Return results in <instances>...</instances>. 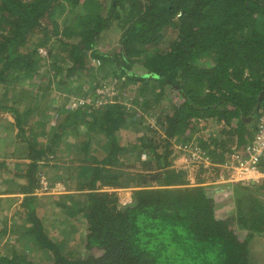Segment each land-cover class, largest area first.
I'll list each match as a JSON object with an SVG mask.
<instances>
[{
    "label": "trees",
    "instance_id": "obj_1",
    "mask_svg": "<svg viewBox=\"0 0 264 264\" xmlns=\"http://www.w3.org/2000/svg\"><path fill=\"white\" fill-rule=\"evenodd\" d=\"M99 87L116 93L98 101ZM262 115L264 0H0V121L8 155L30 160L15 178L0 160V193L22 195L0 197V243L12 239L0 264H39L21 237L47 264H251L264 233L261 206L241 192L251 184L230 186L235 215L221 217L208 185L171 162L198 124L219 128L199 144L210 153L251 140ZM56 159L60 174L45 173L68 187L75 175L78 192L35 194L40 162ZM123 187L134 190L121 204ZM49 212L82 226L78 244L48 235Z\"/></svg>",
    "mask_w": 264,
    "mask_h": 264
},
{
    "label": "rangeland",
    "instance_id": "obj_2",
    "mask_svg": "<svg viewBox=\"0 0 264 264\" xmlns=\"http://www.w3.org/2000/svg\"><path fill=\"white\" fill-rule=\"evenodd\" d=\"M44 23V22H43ZM102 48L104 45H100ZM42 53L44 54L45 52L42 51ZM205 64V62H204ZM110 88V89H109ZM108 88V91H104V88H100L96 91L100 92L102 94V99L98 98V101H103V99H107L110 96H113L116 92L113 91L111 89V87ZM105 92V93H104ZM127 93V92H126ZM130 93V92H128ZM65 94V93H63ZM124 95L125 93H121V95ZM127 95V94H126ZM56 96V95H55ZM63 95H61L62 97ZM131 95H128V97H130ZM61 97H54L55 99H53V104L55 106H57L59 103H64L63 100L61 101ZM117 99H120L121 96L118 95V97H116ZM83 100H85L84 98H80L78 102H82ZM126 100H124L125 102ZM23 103V102H21ZM101 103V102H99ZM76 104V101L73 103V105ZM22 104H20L21 106ZM73 105L71 107H73ZM66 106V105H65ZM3 115V119L4 118H10V115L8 114V111H6L5 113H1ZM12 117V116H11ZM50 122L51 124L55 123L56 117H51L50 118ZM204 126V125H203ZM200 124V127L197 126L196 132L193 133V137L196 135L195 139L192 138L191 141H189L188 143L186 142L184 145H182L181 143H176L174 144V148L177 152V155H175L174 159L172 160V164H176V162H178V164L180 166H184V165H188L187 170H188V178H192V159L195 157H192V141L195 143L194 146H201L199 145L200 143H204V140L207 139L208 137L211 136H216L215 134L218 133L219 128L218 127H214L213 124H206V126L203 127ZM27 132L26 135L30 137V133L28 132L29 127L27 126H23ZM122 134H124L127 138V141H130L134 138L135 134L132 132H123ZM11 132L9 130L6 129L4 122L0 121V160H2L4 158L5 162L7 163V165L9 167H12V172L10 174V177L8 178H15V176H13L15 173L19 174L17 171V168L19 170H23L22 167L26 168L28 166V163L30 162L29 159H20L16 156H12V155H8L13 151V145L10 144V140H11ZM218 139H221L220 135H217ZM124 143V142H123ZM182 145V146H181ZM202 147V146H201ZM210 147V146H209ZM199 151V149H198ZM193 155H196V153L194 152ZM50 156V155H49ZM52 156V155H51ZM46 162L42 160V163ZM60 163L61 164V160H54V161H49L48 165H42V163L40 162L41 166H40V170L38 171V176L40 177V183H41V187L37 188L34 190L35 194H42L43 196H48V195H62V194H66V193H76L78 191H76V187H75V175H71L70 179H69V184L70 186H65L64 184H62L61 181H56V178L59 177H54L53 175H51V173L49 172L48 174L45 173V170L48 168L49 171L51 172H58L60 174V168L55 170L56 167L53 166V164L56 163ZM177 164V165H178ZM190 164V166H189ZM178 165V166H179ZM46 166V167H45ZM184 168V167H182ZM1 170H0V191L6 189L7 184L3 183L4 178L1 176ZM63 176V174H61ZM51 176L53 179L49 180L48 177ZM20 180V179H19ZM16 181H18V179L16 178ZM189 182L192 184V179L189 180ZM3 183V184H2ZM26 182H24L23 184H25ZM54 183V184H53ZM222 190H218L215 192L216 194H221L223 193L224 189H226V187H222ZM119 194V202L121 204H124L128 201L129 197H128V191H120ZM1 194V193H0ZM3 194V193H2ZM10 196L12 197V194H5L4 195H0V197H7ZM19 204V202L14 203L15 206H17ZM13 205V206H14ZM216 206V203H215ZM47 207H49V205H47ZM220 205L217 207L219 208ZM49 210H51V206L49 208ZM56 210H59V208H56ZM53 215L52 213H48V216H46L47 219H45L44 216V225H45V230L47 231L48 235L51 238H67L68 236L74 237V242L75 244L79 243V240L77 239L79 232L81 233V231H83L82 226H79V223L74 222L73 217H67L68 219H65L67 222H69V225L65 228V226L62 225V223L55 217L51 216ZM67 215V214H65ZM43 217V216H41ZM13 229H15V226H13ZM65 229V230H64ZM60 232H64V234L62 236H60ZM13 234H18L17 232H13ZM21 236V235H20ZM19 236V237H20ZM6 237H1V243H0V248L3 246V243L7 242H11V240L9 239H5ZM10 238V236H9ZM33 240L30 237H21L19 240V242H17L16 246L18 250H21L23 252H29V254L34 257L36 256V258L38 259L37 263L39 262V264H47L48 262H50V256L49 253H46L44 251H35L33 252V247L31 245H29V240ZM6 240V241H5ZM15 240V238L13 239ZM14 242V241H13ZM70 246L71 249L74 248V250L76 249V246H73V244L71 242H69L68 244ZM250 248L252 249L251 254H250V259H251V264H264V233L263 234H259L257 236L254 237V239L250 242L249 244ZM32 247V248H31ZM79 252L81 251V254L85 252V249H83V246H81L79 249H77ZM31 251L33 253H31ZM38 255H40L42 257L39 258Z\"/></svg>",
    "mask_w": 264,
    "mask_h": 264
},
{
    "label": "crops",
    "instance_id": "obj_3",
    "mask_svg": "<svg viewBox=\"0 0 264 264\" xmlns=\"http://www.w3.org/2000/svg\"><path fill=\"white\" fill-rule=\"evenodd\" d=\"M211 123L212 122L209 120L204 124V126H206V124H211ZM198 126L200 127V124H198ZM196 136H199V135H196ZM196 136H194L193 138L195 139ZM249 141L250 140L246 141L245 143H242L240 146L233 145V143H230V144H227L226 146L216 148L215 146L210 145L209 147L210 153H208L207 150L201 146H198V145L194 146L195 143L192 141V151L195 148H199L200 150L198 151L197 154H199L200 156H206L205 159H202V160L194 159V158L192 159V185H198V184H201L203 186L208 185L209 187L208 189L212 192L214 201L216 203L215 212L218 216L225 217V216L235 215V214H232L233 213L232 207L234 206L236 196L234 195V192H233L234 188L227 186V185H217L213 183V181L216 180L219 176L220 165H222L225 161L229 159V156L231 153H233L237 149L243 148V146ZM216 153H218V155L213 156ZM140 155H141L140 160L144 161L146 159L145 151H142ZM177 164L178 162H176V164L175 163L172 164V167L173 166L177 167L179 165ZM180 167L186 168L188 167V165L187 166L184 165ZM222 187H226V189L223 190L224 192L221 193L220 195L219 194L215 195L216 191L223 189ZM119 190L128 191L129 193L128 201L131 200L132 190H134V188H125V187L116 188L115 191L117 192L118 198L120 194ZM241 192H243L242 193L244 196L243 198L246 197L245 200H248L249 202L254 201L255 204L258 205V207L261 206L262 213L264 214V179L259 183L251 184L249 187H247V189L245 188L244 191H241ZM0 195H4V194L1 193ZM7 197L9 198L15 197L14 203H16L21 200L22 195L13 193L12 197L10 196H7ZM238 197L240 198V195H238L237 198ZM219 205L220 207L217 208ZM10 208L12 207L10 206L8 208L7 213L10 212L11 210Z\"/></svg>",
    "mask_w": 264,
    "mask_h": 264
},
{
    "label": "built area",
    "instance_id": "obj_4",
    "mask_svg": "<svg viewBox=\"0 0 264 264\" xmlns=\"http://www.w3.org/2000/svg\"><path fill=\"white\" fill-rule=\"evenodd\" d=\"M199 148L192 151L194 159H205L200 156ZM200 150V149H199ZM196 155H193V153ZM264 179V115L259 119L258 130L254 137L243 148L235 150L229 159L220 165V173L213 183L217 185H249Z\"/></svg>",
    "mask_w": 264,
    "mask_h": 264
}]
</instances>
